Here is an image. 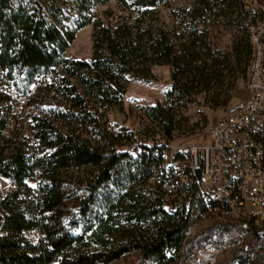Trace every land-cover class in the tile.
Listing matches in <instances>:
<instances>
[{
    "label": "trees",
    "instance_id": "obj_1",
    "mask_svg": "<svg viewBox=\"0 0 264 264\" xmlns=\"http://www.w3.org/2000/svg\"><path fill=\"white\" fill-rule=\"evenodd\" d=\"M109 1L0 0V80L11 93L30 91L26 129L36 142L28 150L22 128L0 137V177L14 184L0 198V264H111L131 253L132 264H184L214 230L238 228L257 240L242 221L214 222L185 239L200 207L198 170L188 172L177 204L160 189L169 168L161 167L163 150L183 134L185 110L225 107L245 75L248 41L234 43L231 62L210 41L207 25L225 1L245 34L247 0H195L178 8L184 33L177 43L158 14L161 5L175 11L170 0H113L119 14L95 17ZM86 25L90 56L65 55ZM152 64L168 67L164 98L138 110L162 138L132 145L133 134L116 132L106 112L121 109L127 81L146 80ZM11 93L0 89V103ZM32 232L29 239L25 233Z\"/></svg>",
    "mask_w": 264,
    "mask_h": 264
},
{
    "label": "built area",
    "instance_id": "obj_2",
    "mask_svg": "<svg viewBox=\"0 0 264 264\" xmlns=\"http://www.w3.org/2000/svg\"><path fill=\"white\" fill-rule=\"evenodd\" d=\"M248 14L245 35L250 54L245 78L238 81L245 96L226 104L221 116L209 126L204 143L187 149L184 146L170 149L169 157L174 159L172 163L168 164L164 159L161 162V167H169V170L164 173L167 182L162 183L160 189L164 198L174 204L184 195V182L189 171L198 170L200 181H208L216 169L223 170L220 182L201 190L200 207L185 239L193 236V230L201 222L212 220L247 222L257 240H264V1H259ZM3 76L0 73V77ZM29 93L19 95L12 92L10 99L0 103V120H4L0 137L10 136L12 129L22 128L27 149L31 150L36 142L26 129L27 117L32 112L27 103ZM15 104L18 110L14 108ZM13 146L9 144L5 152H11ZM10 185L11 190L14 184L10 182ZM166 205L170 209L171 204ZM31 234L33 236L35 232ZM203 249L220 253L226 247L221 242H206L193 254L196 256ZM209 264L216 263L212 260ZM220 264L254 263L247 258L231 257Z\"/></svg>",
    "mask_w": 264,
    "mask_h": 264
},
{
    "label": "rangeland",
    "instance_id": "obj_3",
    "mask_svg": "<svg viewBox=\"0 0 264 264\" xmlns=\"http://www.w3.org/2000/svg\"><path fill=\"white\" fill-rule=\"evenodd\" d=\"M195 0H170L169 6L174 9V12L161 5L158 7V14L163 26L170 32V36L173 42L177 43L181 40L184 33L182 19L179 11L180 7H188ZM263 0H247V6L253 10L257 3ZM111 10L112 16L115 17L120 13L115 1L111 0L105 4H102L95 8V17H104V11ZM208 34L210 41L215 44L222 52L228 54L231 62L234 61V55L232 47L235 42L247 41L244 34V24L239 21L236 13V9L222 2L220 4V17H216L215 20L208 19ZM92 26L86 25L79 29L74 39L69 43L66 48L65 55L73 58H86L90 56V34ZM246 57L244 56V61ZM246 74V72H245ZM245 78V75L240 79ZM239 79V80H240ZM168 80V67L166 65H149L148 77L144 81L129 79L125 87V95L122 102L121 109L117 107H110L106 112V122L112 124L113 129L119 134L122 132H131L133 134L134 142H144L150 145L152 136L162 138L160 133L156 129L151 130V126L147 123L144 117L138 110L139 105L151 104L156 101L161 102L164 98V91L166 89L165 82ZM238 80V81H239ZM0 89L2 92H9L11 90L0 80ZM245 96V91L238 86L236 90L231 94L228 100L229 102L241 99ZM223 106L207 107L202 104L190 105L183 113L186 122H183L182 131L183 134L172 141H170L163 150V159L166 163L171 164L174 159H170V149L184 146L189 148L190 146L204 143L207 139V133L209 126L223 113ZM124 128V129H120ZM120 148H127L128 144L125 140H121ZM182 160H185L182 159ZM185 164V161L182 162ZM222 169H216L211 175L208 181H200L201 190H205L213 184L222 180ZM11 188L10 181L0 177V197L5 195ZM215 221L207 220L201 222L198 227L193 230V235L201 233L208 229ZM219 223H233V222H219ZM25 235L31 239V233H25ZM216 242L224 243L225 251L223 252H210L207 249H203L194 259H187L184 264H209L210 261H215L216 264H220L222 261H226L234 255L240 254L242 257H247L254 264H264V240H253L246 232L241 231L238 228H230L227 231L218 232L211 231L208 235V239L203 242ZM137 255L131 253L123 256L119 260L111 264H132L136 260Z\"/></svg>",
    "mask_w": 264,
    "mask_h": 264
},
{
    "label": "crops",
    "instance_id": "obj_4",
    "mask_svg": "<svg viewBox=\"0 0 264 264\" xmlns=\"http://www.w3.org/2000/svg\"><path fill=\"white\" fill-rule=\"evenodd\" d=\"M1 198V197H0Z\"/></svg>",
    "mask_w": 264,
    "mask_h": 264
}]
</instances>
